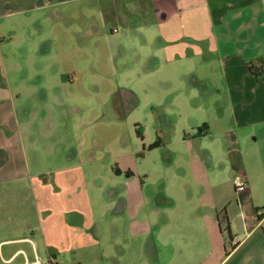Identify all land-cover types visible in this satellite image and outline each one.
<instances>
[{"label":"crops","instance_id":"1","mask_svg":"<svg viewBox=\"0 0 264 264\" xmlns=\"http://www.w3.org/2000/svg\"><path fill=\"white\" fill-rule=\"evenodd\" d=\"M137 2L157 33L155 59L219 64L208 77L221 74L226 89L225 64L250 62L253 88L234 87L238 108L202 126L198 137L213 143L153 203L135 186L102 188L110 168L85 156L84 137L51 134L67 125L60 94L8 85L1 70L0 264H264V0Z\"/></svg>","mask_w":264,"mask_h":264},{"label":"rangeland","instance_id":"2","mask_svg":"<svg viewBox=\"0 0 264 264\" xmlns=\"http://www.w3.org/2000/svg\"><path fill=\"white\" fill-rule=\"evenodd\" d=\"M137 4L0 0V71L8 85L60 94L67 125L51 134L66 142L84 137L85 156L110 168V175L105 169L99 175L102 188L124 195L126 187L135 186L154 203L163 196L166 178L189 174L198 148L213 143L198 137L202 126L226 111L228 120L242 100L239 93L254 84L248 80L250 62L225 64L233 72L226 89L221 74L209 78L222 69L219 64L155 59L157 33L144 14L147 6L141 4L137 14ZM210 80L218 89L211 91ZM238 84L242 90L236 93ZM52 147L62 151L56 141Z\"/></svg>","mask_w":264,"mask_h":264},{"label":"trees","instance_id":"3","mask_svg":"<svg viewBox=\"0 0 264 264\" xmlns=\"http://www.w3.org/2000/svg\"><path fill=\"white\" fill-rule=\"evenodd\" d=\"M262 73H263V70L261 68H256L253 64L249 65V74H250V76L253 78V80L255 82L262 81ZM203 128L204 127H202V130H203ZM137 135L142 140V136H141L140 131H137ZM156 146L158 147V142L157 141H156ZM260 210H262L263 213H264V207L262 209H260Z\"/></svg>","mask_w":264,"mask_h":264},{"label":"built area","instance_id":"4","mask_svg":"<svg viewBox=\"0 0 264 264\" xmlns=\"http://www.w3.org/2000/svg\"><path fill=\"white\" fill-rule=\"evenodd\" d=\"M233 184H234V188L237 191H242L244 189V186H245L243 179L240 177L235 178L233 181Z\"/></svg>","mask_w":264,"mask_h":264}]
</instances>
